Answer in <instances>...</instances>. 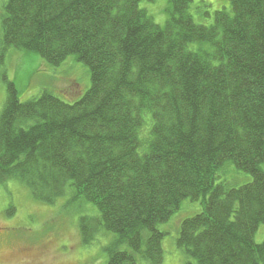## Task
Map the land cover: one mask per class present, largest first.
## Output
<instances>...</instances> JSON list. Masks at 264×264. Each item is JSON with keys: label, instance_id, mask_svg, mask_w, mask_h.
I'll return each instance as SVG.
<instances>
[{"label": "trees", "instance_id": "obj_1", "mask_svg": "<svg viewBox=\"0 0 264 264\" xmlns=\"http://www.w3.org/2000/svg\"><path fill=\"white\" fill-rule=\"evenodd\" d=\"M142 1L5 0L0 63L12 49L75 57L91 86L22 101L4 76L0 186L94 205L79 231L88 245L113 235L105 264H162L159 226L187 199L203 205L180 226L189 264H264V0H231L210 24L168 0L164 25ZM231 163L251 180L227 181Z\"/></svg>", "mask_w": 264, "mask_h": 264}, {"label": "rangeland", "instance_id": "obj_2", "mask_svg": "<svg viewBox=\"0 0 264 264\" xmlns=\"http://www.w3.org/2000/svg\"><path fill=\"white\" fill-rule=\"evenodd\" d=\"M4 2L0 0V26ZM141 5L157 23L165 24L169 16L168 0H143ZM230 5L231 0H192L190 12L196 22L210 24L215 11ZM4 76L16 84L22 101L37 97L43 89H50L65 101L73 102L91 86L88 67L75 57L55 67L37 54L12 49L0 63V111L7 97ZM229 165L225 174L227 181L238 186L251 180L249 174L237 170L232 163ZM70 197L60 198L51 205L35 200L16 180L0 186V264H105L108 259L105 248L113 235H100L90 245L83 243L80 217L92 216L97 211L92 204L84 207L69 204ZM11 207L12 212L8 213ZM202 209L200 201L187 199L169 221L160 224L159 228L166 233L162 264H189V258L177 244L180 226L184 219ZM255 240L264 242V224L259 227Z\"/></svg>", "mask_w": 264, "mask_h": 264}]
</instances>
